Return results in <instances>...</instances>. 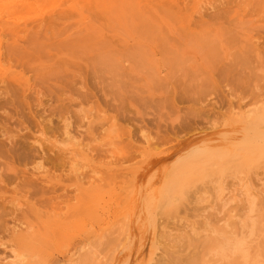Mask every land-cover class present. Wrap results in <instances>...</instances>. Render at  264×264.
<instances>
[{
    "label": "rangeland",
    "instance_id": "1",
    "mask_svg": "<svg viewBox=\"0 0 264 264\" xmlns=\"http://www.w3.org/2000/svg\"><path fill=\"white\" fill-rule=\"evenodd\" d=\"M0 12V264H229L237 240L246 252L258 237L249 264H264V0H0ZM198 148L241 154L167 200L171 170Z\"/></svg>",
    "mask_w": 264,
    "mask_h": 264
},
{
    "label": "bare ground",
    "instance_id": "2",
    "mask_svg": "<svg viewBox=\"0 0 264 264\" xmlns=\"http://www.w3.org/2000/svg\"><path fill=\"white\" fill-rule=\"evenodd\" d=\"M198 1V0H197ZM114 2V1H113ZM197 3V2H196ZM5 6V5H4ZM10 6V5H9ZM8 6V7H9ZM6 7V6H5ZM39 7V6H38ZM15 8V7H14ZM1 13V12H0ZM11 13V12H10ZM9 14V13H8ZM12 14V13H11ZM43 14V13H42ZM42 14H40V15H42ZM1 16H2V13H1ZM8 16V15H7ZM34 16V15H33ZM43 17V16H42ZM21 21V20H20ZM18 22V21H17ZM15 23V22H14ZM30 28V27H29ZM3 31V30H2ZM1 32V31H0ZM28 32V31H27ZM26 31H25V33H27ZM20 34H22V33H20ZM23 35V34H22ZM23 37H25V36H23ZM1 38V37H0ZM5 38H6V36H5ZM4 39V38H3ZM16 39V38H15ZM2 61H1V59H0V63H1ZM4 64V63H3ZM3 67H5L4 65H3ZM0 69H2V67H1V64H0ZM7 69V68H6ZM8 70H10V69H8ZM3 72H5V71H3ZM9 72V71H8ZM11 73V72H10ZM2 74V73H1ZM0 74V75H1ZM4 74V73H3ZM13 74H14V72H13ZM12 74V75H13ZM2 76V75H1ZM5 76V75H4ZM3 76V77H4ZM18 76H21V75H18ZM24 78V77H23ZM24 80H25V78H24ZM26 81L27 80H25V83H26ZM4 82V81H3ZM1 83V82H0ZM16 83V82H15ZM4 84V83H3ZM28 88V87H27ZM2 89V88H1ZM4 89V88H3ZM29 89V88H28ZM17 97V96H16ZM17 100V99H16ZM259 110H261L262 111V109L261 108H259ZM261 111H259V113L261 112ZM256 112V111H255ZM242 112L240 111V113L239 114H241ZM262 113V112H261ZM261 113H260V115H255V116H253V117H256V116H258V119H260L259 118V116H262L261 115ZM238 114V113H237ZM238 114V115H239ZM243 114L244 113H242V116H243ZM240 116V115H239ZM238 117L239 119H241V118H243V117ZM250 117H248V119H249ZM237 118H235V120H236ZM238 119V120H239ZM248 119H246V120H248ZM256 119V118H255ZM262 119H264V116H262ZM262 119H260V122L262 123V122H264V121H262ZM233 120V119H232ZM244 120V119H243ZM250 121V120H249ZM255 121H258V120H255ZM241 122H243L244 123V121H241ZM245 122H247V121H245ZM260 122H258V123H256V124H260ZM231 123V122H230ZM236 123H239V122H236ZM252 123H254L253 121H252ZM256 124H255V126H256ZM243 125V124H242ZM245 125L247 126V124L245 123ZM261 125H264V124H261ZM255 126H253V128L255 127ZM261 127V126H260ZM246 128V127H245ZM256 128H257V126H256ZM258 128H259V126H258ZM255 129V128H254ZM237 130V129H236ZM244 130H246V129H244ZM251 130V129H250ZM253 130V129H252ZM251 130V131H252ZM256 130V129H255ZM257 131H259V132H257ZM255 132V131H254ZM253 132V133H254ZM248 133V132H247ZM250 133V132H249ZM256 133H262V132H260V130H256ZM67 134V133H66ZM262 134H264V133H262ZM71 136V135H70ZM254 136V135H253ZM113 137V136H112ZM247 137V136H246ZM259 138V137H258ZM252 139V138H251ZM246 141H248V140H246ZM258 141H259V139H258ZM257 141V142H258ZM112 142H114V140L112 141ZM261 142V141H260ZM262 142H264V139H262ZM183 143V142H182ZM190 143V142H189ZM188 143V144H189ZM107 144V143H106ZM185 144V143H184ZM187 143L185 144L186 146L188 145ZM235 144V143H234ZM214 145V144H213ZM221 145V144H220ZM220 145H218V146H220ZM230 145V144H229ZM180 146H182V145H180ZM185 146V147H186ZM210 146V145H209ZM216 146V145H215ZM184 147V146H183ZM192 148L194 147V146H191ZM189 148V149H191L192 150V148ZM212 147V146H211ZM227 147H228V145H227ZM248 147V146H247ZM180 148V147H179ZM182 148V147H181ZM180 148V149H181ZM195 148V147H194ZM200 148V147H199ZM195 149L192 153L190 152V154H191V156H189L190 154H187V156H184V157H182L181 158V160L180 161H178V163H177V165L175 166V168L173 169V170H171V172H170V175H169V178H170V180H167V181H169V183L167 184V185H169L168 187L167 186H165L166 188H168L166 191V193H165V191L164 192H162V193H164V194H166V195H164L163 197L165 198L166 197V199L168 200L169 199V201H170V198H174V197H172V196H174L175 194L177 195V193L178 194H180V195H182V192L186 189V187L188 188V184H190L191 186H192V181H196L197 182V180H193L194 179V177L192 178V179H190L191 180V182L190 183H187L188 181H189V177L190 176H192V175H195L196 173H198L199 171H201L203 168H204V164L206 163V164H208V166H209V163H210V165L211 164H213L212 166H210V168H213V166H215L216 167V165L217 164H219L218 163V161H222V162H224L225 164L227 163V162H230V161H232L233 159H235V157H236V154H239V156L237 155V157H240V152L239 153H236L237 151V149H234L235 151H233L232 150V152H231V148L229 149V150H224V149H222V150H220V151H222V152H220V153H216V152H213V151H208L207 152V150L206 151H204L205 149H206V147H205V149H204V147L202 146L201 148H203L202 150L201 149ZM223 148V147H222ZM234 148V147H233ZM240 148V147H239ZM242 148L243 149H245V152H246V150L248 151V150H251L250 149V147H248L247 149H246V147L245 146H242ZM255 148V147H254ZM257 148H259V147H257ZM256 148V149H257ZM208 149H210V148H208ZM213 149V148H212ZM218 149V148H217ZM216 149V150H217ZM226 149V148H225ZM261 151H262V148H259ZM259 149L257 150V151H259ZM78 150H80V149H78ZM82 150V149H81ZM88 151H87V153L88 152H90L89 150L90 149H87ZM179 150V149H178ZM186 150V149H185ZM214 150V149H213ZM242 151L241 150V148L240 149H238V151ZM67 151V150H66ZM70 151V150H69ZM72 151H74V149L72 150ZM75 151H76V149H75ZM85 151V150H84ZM215 151V150H214ZM219 151V150H218ZM256 151V152H257ZM62 152V151H61ZM77 152V151H76ZM82 152V151H81ZM181 152V151H180ZM233 152H235V153H233ZM244 152V151H243ZM243 152H242V154H243ZM250 152H252V150L250 151ZM260 152V151H259ZM3 153V152H2ZM22 153V152H21ZM67 153V152H66ZM74 153V152H73ZM247 153H249V151L247 152ZM246 153V154H247ZM253 153V152H252ZM254 153H255V151H254ZM258 153V152H257ZM262 153H264V152H262ZM89 154V153H88ZM261 154V152L260 153H258V154H256V155H260ZM108 155V154H107ZM110 155V154H109ZM245 155V154H244ZM262 155V154H261ZM92 156V155H91ZM112 156H113V153H112ZM246 156V155H245ZM258 156H256V157H258ZM181 157V156H180ZM255 156H254V154H252V157H251V159L252 158H254ZM67 158H69V157H67ZM75 158V157H74ZM92 158V157H91ZM262 158H264V155H262ZM261 157H260V159H261V161L262 160H264V159H262ZM72 159V158H71ZM71 159H69V162H70V160ZM240 159V158H239ZM242 159H243V157H242ZM244 159H245V157H244ZM254 159H256V158H254ZM84 160H87V159H85L84 158ZM90 160V159H89ZM152 160V159H151ZM237 160V159H236ZM236 160H233L234 162H236ZM253 160V159H252ZM252 160H251V162H252ZM74 161V160H73ZM109 161V160H108ZM220 161V162H221ZM238 161V160H237ZM257 161H259V160H257ZM260 161V162H261ZM71 162H72V160H71ZM70 162V163H71ZM102 162V161H101ZM110 162V161H109ZM111 162H112V160H111ZM208 162V163H207ZM221 162V163H222ZM233 162V163H234ZM239 162H241V159L239 160ZM243 162V161H242ZM241 162V163H242ZM245 162H246V159H245ZM106 163V162H105ZM215 163H217V164H215ZM220 163V164H221ZM231 163V162H230ZM229 163V164H230ZM244 163V162H243ZM248 163L250 164V162L248 161ZM262 163H264V161H262ZM87 164H88V162H87ZM94 164V163H93ZM112 164V163H111ZM110 164V165H111ZM215 164V165H214ZM225 164H222V165H224V166H226ZM247 164V163H246ZM92 165V164H91ZM106 165V164H105ZM104 165V167H106ZM108 165V164H107ZM146 165V164H145ZM144 165V166H145ZM239 165H240V163H239ZM238 165V166H239ZM242 165V164H241ZM257 165V164H256ZM79 166H81L82 167V165H79ZM97 166V165H96ZM207 166V165H206ZM219 167H220V165H218ZM223 166V167H224ZM228 166V165H227ZM248 167H249V165H247ZM251 167L253 166V165H250ZM94 167V166H93ZM100 167V166H99ZM110 167V166H109ZM109 167L107 168V169H109ZM246 167V166H245ZM247 167V168H248ZM251 167H249V168H251ZM68 168V167H67ZM79 168V167H78ZM77 168V169H78ZM92 168V167H91ZM98 168V167H97ZM72 169H73V165H72ZM75 169H76V167H75ZM96 169V168H95ZM101 169V168H100ZM103 169V168H102ZM111 169V168H110ZM129 169V168H128ZM206 169V168H205ZM205 169H203V171L205 170ZM216 169H217V175H218V173H223V172H221L220 171V169H219V172H218V167H216ZM226 169H228V167H226L225 168V170ZM246 169V168H245ZM88 170V169H87ZM94 170V169H93ZM130 170V169H129ZM133 170V169H132ZM135 170V169H134ZM212 170H214L215 172H216V170L215 169H212ZM224 170V171H225ZM243 170H244V168H243ZM42 171V170H41ZM73 171H75V170H73ZM81 171V170H80ZM97 171V170H96ZM98 171H99V169H98ZM105 171V170H104ZM106 171H108V170H106ZM114 171V170H113ZM136 171V170H135ZM135 171H134V173L133 174H135ZM209 171V170H208ZM208 171H206L207 172V175H208ZM245 171V170H244ZM38 172H40L39 170H38ZM38 172H37V174L35 173V175H37V176H39L40 175V173H39V175H38ZM77 173H79L80 175H78V176H81V173L79 172V170L78 171H76ZM83 172V171H82ZM85 172V171H84ZM99 172H101V171H99ZM98 172V173H99ZM109 172V171H108ZM122 172H124V174H126V172L125 171H122ZM121 172V173H122ZM205 172V173H206ZM215 172L213 173V176H216V174H215ZM241 172V171H240ZM94 174H95V172H93ZM137 173V172H136ZM204 173V177L205 178H202V179H206V178H208V177H206V174ZM210 173V172H209ZM73 174H74V172H73ZM116 174V173H115ZM129 174H132V173H130V171H129ZM211 174H212V172H211ZM215 174V175H214ZM42 175V174H41ZM40 175V176H41ZM45 174H43L42 176L43 177H45V179H46V176H44ZM77 175V174H76ZM96 175H97V173H96ZM41 176V177H42ZM73 176H75V175H73ZM84 176V175H83ZM200 176V175H199ZM198 176V177H199ZM201 176H203L202 174H201ZM200 176V177H201ZM209 176V175H208ZM212 176V175H211ZM40 177V178H41ZM90 177V176H89ZM79 178V177H78ZM77 177H76V179H78ZM81 178V177H80ZM84 179H86L85 177H83ZM88 178V177H87ZM91 178H94V177H91ZM90 178V179H91ZM95 178H97L96 176H95ZM196 179V178H195ZM80 180V179H79ZM79 180H77L78 182H79ZM87 180V179H86ZM198 180H199V178H198ZM47 181V179L45 180V182ZM88 181V180H87ZM90 181V180H89ZM96 181V180H95ZM202 181V180H201ZM93 182V181H92ZM91 182V183H92ZM193 182V183H194ZM242 182V181H241ZM49 183V182H48ZM167 183V182H166ZM80 184V183H79ZM84 184V183H83ZM138 184V183H137ZM133 185V184H132ZM82 186V185H81ZM126 186V185H125ZM194 186V185H193ZM192 186V187H193ZM79 187V185L77 186V188ZM128 187V186H127ZM164 187V186H163ZM76 188V187H75ZM165 188V189H166ZM130 189V188H129ZM164 188H162V190H163ZM189 189H191V188H189ZM235 189V188H234ZM238 189V188H237ZM200 190V189H199ZM239 190V189H238ZM90 191V190H89ZM130 191V190H129ZM190 191V190H189ZM188 191V192H189ZM86 192V191H85ZM132 192V191H131ZM241 192V191H240ZM133 193H135V192H133ZM161 193V194H162ZM234 193H235V190H234ZM83 194V193H82ZM85 194V193H84ZM88 194V193H87ZM87 194H86V196H87ZM160 194V196H162ZM242 194H243V192H242ZM89 195V194H88ZM234 195V194H233ZM94 196V195H93ZM159 196V197H160ZM188 196V195H187ZM218 196V195H217ZM235 196V195H234ZM237 196V195H236ZM84 197V196H83ZM82 197V198H83ZM89 197V196H88ZM163 197H160V199H158V202L160 203V201L163 203V200H161ZM177 197V196H176ZM181 197V196H180ZM196 197V196H195ZM87 200V202L89 201V199L87 198V197H85ZM89 198H91V197H89ZM93 198V197H92ZM97 198H99V197H97ZM233 198V197H232ZM175 200H176V198H174ZM182 200H183V198H181ZM236 199H238V198H236ZM160 200V201H159ZM169 201L167 202V204H165L166 202H165V200H164V206H162V203H161V206L163 207V209H164V207H166V206H171V207H174V206H178L179 204H172V200H171V204H169ZM184 201V200H183ZM83 202H85V201H83ZM82 202V203H83ZM93 202V201H92ZM158 202H157V206L159 207V208H161L160 207V204H158ZM85 204V203H84ZM87 204V203H86ZM155 205V206H156ZM181 205H183V204H181ZM189 205V204H188ZM21 206V205H20ZM150 206V204L148 205V207ZM249 206V205H248ZM82 207V206H81ZM81 207H79V208H81ZM249 208V207H248ZM77 209V208H76ZM158 209V208H157ZM172 209V208H171ZM80 210V209H79ZM87 210V209H86ZM233 210V209H232ZM149 211V210H148ZM174 211H175V209H174ZM250 211V210H249ZM154 212V211H153ZM166 213H167V211H165ZM229 212V211H228ZM166 213H165V215H166ZM177 213V212H176ZM125 214V213H124ZM155 214V213H154ZM169 214V213H168ZM159 215V214H158ZM162 215H164V214H162ZM129 216V215H128ZM167 216H169V215H167ZM234 216V215H233ZM71 217L72 216H70V219H69V217H68V219H69V221L71 222ZM73 218V217H72ZM114 218V217H113ZM163 218V217H162ZM232 218V217H231ZM235 218H237V216L235 215V217H234V219ZM49 219H51V218H49ZM49 219L48 220H46V221H49ZM76 219V218H75ZM130 219V218H129ZM225 218H223V220H224ZM233 219V218H232ZM251 219H253V218H251ZM40 220H42V219H40ZM78 220V219H77ZM228 220H230V218L228 219ZM43 221V220H42ZM42 221H40V222H42ZM45 221V220H44ZM65 221H67V220H65ZM64 221V222H65ZM73 221V220H72ZM126 221V220H125ZM134 221V220H133ZM221 221H222V219H221ZM243 221H245V220H243ZM260 221V220H259ZM251 222V221H250ZM46 224L48 223V222H45ZM50 223V222H49ZM48 223V224H49ZM52 223V222H51ZM58 222H55V223H53V224H57ZM62 223H63V220H62ZM61 223V224H62ZM66 224L68 223V222H65ZM64 223V229L65 228H67V226H69L70 225V223H69V225H66ZM74 223V222H73ZM72 223V224H73ZM129 223V222H128ZM23 224V223H22ZM45 224V225H46ZM246 224V223H245ZM21 225V224H20ZM50 225V224H49ZM58 225H60V224H58ZM121 225V224H120ZM128 225V224H127ZM249 225H251V227H250V229H251V232H255V231H257L258 230V227H259V225L257 226V224L253 221L251 224H249ZM24 226H25V224H24ZM30 226H32V225H30ZM30 226L27 224V228L29 227L30 228ZM47 226V225H46ZM55 227H57V226H55ZM60 227V226H59ZM62 227H63V225H62ZM62 227H60L62 230H63V228ZM70 227V226H69ZM179 227V226H178ZM247 227V226H246ZM17 228V227H16ZM15 228V229H16ZM24 228H26V227H24ZM26 228V229H27ZM43 228V227H42ZM50 228H52L51 226H50ZM53 228H54V226H53ZM126 228V227H125ZM58 228H56V230H57ZM61 229H59L60 231H61ZM122 229V228H121ZM129 229V228H128ZM184 229V228H183ZM31 230V229H30ZM34 230V229H33ZM38 230V229H37ZM48 230H49V228H48ZM52 230V229H51ZM50 230V232H52ZM25 231H27V230H25ZM42 231V230H41ZM179 231V230H178ZM181 231H182V229H181ZM185 231V230H184ZM28 232V231H27ZM45 232V231H44ZM124 232V231H123ZM222 232H223V230H222ZM240 232H241V230H240ZM246 232V231H245ZM244 232V233H245ZM260 232V231H259ZM14 233V232H13ZM33 233V232H32ZM46 233V232H45ZM48 233V232H47ZM47 233L45 234V235H47ZM126 233H127V231H126ZM186 233V232H185ZM219 233H221V232H219ZM224 233V232H223ZM222 233V238L221 239H224L223 240V242L225 241L226 243H228L229 241H231V237H230V235H232V233H229V235H228V232H225V234H223ZM243 233V234H244ZM249 233V232H248ZM24 234H26V233H24ZM37 234V233H36ZM53 234H55V233H53ZM52 234V235H53ZM60 234H62V233H60ZM128 235H129V232L127 233ZM243 234H242V236H243ZM252 234V233H251ZM254 234V233H253ZM252 234V235H253ZM32 235V234H31ZM38 235H39V237H38ZM38 235H36L37 236V238H40V235H42V236H44L42 233L40 234H38ZM49 235V234H48ZM47 235V236H48ZM255 235V234H254ZM262 235V234H261ZM36 236H35V239H36ZM27 237V236H26ZM29 237L31 238V236L29 235ZM188 237V236H187ZM206 237V236H205ZM220 237H221V235H220ZM233 237V236H232ZM236 237V236H235ZM257 237V236H256ZM30 238H29V240H30ZM42 238V237H41ZM216 238H218V237H216ZM241 238V237H240ZM259 238V237H258ZM257 238V239H258ZM20 239H22V238H19V240ZM28 238H24V240H25V243H26V241H28L27 240ZM164 239V238H163ZM188 239H189V237H188ZM206 239V238H205ZM234 239V238H233ZM239 239V238H238ZM244 239V238H243ZM249 239H250V237H249ZM257 239H255V240H253V243H254V241H256ZM23 240V239H22ZM24 240L22 241V243L20 242L19 244L20 245H23V246H25V245H27V243L24 245L23 244V242H24ZM31 240H34L33 239V236H32V239ZM240 240V239H239ZM246 240V239H245ZM18 241V240H17ZM244 241V240H243ZM29 242V241H28ZM164 242H166V240L164 241ZM212 242V241H211ZM222 242V241H221ZM220 242V243H221ZM210 243V242H209ZM236 243H237V247H236V245H235V247H233V249L232 250H230V254H231V256H230V263L229 264H249L254 258H255V256H260L259 255V253H260V250H259V246H258V244L256 243V244H253L252 242H250L251 243V248L249 249V250H247L246 248V252L244 251V247H243V245L244 244H241L242 242L241 241H239L238 242V240L236 241ZM246 243V242H245ZM29 244L31 245V242H29ZM247 244H249V243H247ZM29 245V246H30ZM233 245H234V243H233ZM232 245V246H233ZM241 245H242V247H241ZM28 246V245H27ZM28 246V247H29ZM220 246V245H219ZM223 246V245H222ZM221 246V247H222ZM229 246V245H228ZM248 246H250V245H248ZM246 247V246H245ZM218 248V247H217ZM210 249V248H209ZM209 249H207V251L209 250ZM219 249V248H218ZM222 248H220V250H221ZM222 250H224V249H222ZM168 251H170L169 249H168ZM168 251H166L167 253H168V255H170L169 253L171 252V256H170V258L171 257H174V256H176V255H174V253H173V251H175V250H171L170 252H168ZM152 252V251H151ZM253 252H255V256H253ZM176 254H178L177 252H175ZM232 253H234V254H232ZM224 254H225V256H226V254L227 255H229L228 253H226V251H224ZM21 255V254H20ZM74 255V254H73ZM179 255V254H178ZM214 255V254H213ZM222 256V255H221ZM178 257V256H177ZM177 257L175 258V259H177ZM182 257V256H181ZM22 258V257H21ZM24 258V257H23ZM4 259V258H3ZM16 259V258H15ZM18 259V258H17ZM154 259V258H153ZM179 259H180V257H179ZM19 260H21L20 258H19ZM71 261V260H70ZM178 261V260H177ZM180 261H182L181 259H180ZM200 261V260H199ZM203 261V260H202ZM17 262H19V261H17ZM174 262V261H173ZM11 263V262H10ZM70 263V262H69ZM110 263V262H109ZM183 263V262H182ZM200 263H201V261H200ZM203 263V262H202ZM14 264V263H13ZM16 264V263H15ZM127 264V263H126ZM173 264V263H172ZM253 264V263H252ZM256 264V263H255Z\"/></svg>",
    "mask_w": 264,
    "mask_h": 264
}]
</instances>
